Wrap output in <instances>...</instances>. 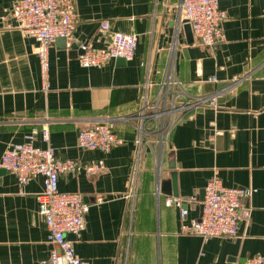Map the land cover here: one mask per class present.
<instances>
[{
    "label": "crops",
    "instance_id": "0c3cea01",
    "mask_svg": "<svg viewBox=\"0 0 264 264\" xmlns=\"http://www.w3.org/2000/svg\"><path fill=\"white\" fill-rule=\"evenodd\" d=\"M16 1L0 0V160L8 145L44 127L48 142L38 134L36 146L50 145L56 156L79 165L104 163L95 175L78 167L58 177L60 192H77L88 204L83 229L66 235L76 255L89 264H238L264 256V0H218L224 40L215 46L194 35L187 40L181 0H74L75 30L50 44L45 76L35 40L10 17ZM102 21L109 23L105 30ZM115 31L136 35L130 60L78 63L80 44L105 46ZM163 79L190 101L213 97L215 104H194L165 141L146 133L138 145L137 122L121 117L138 109L146 81L154 91ZM106 120L121 143L107 153L77 144L79 130ZM137 152L132 202L125 193ZM172 173L177 196L171 184L162 187ZM211 177L249 191V219L234 237L204 238L193 231L200 193ZM42 190L41 175L20 189L15 175L0 167V264L48 259L37 200ZM167 197L173 198L169 206Z\"/></svg>",
    "mask_w": 264,
    "mask_h": 264
},
{
    "label": "built area",
    "instance_id": "2783aa9c",
    "mask_svg": "<svg viewBox=\"0 0 264 264\" xmlns=\"http://www.w3.org/2000/svg\"><path fill=\"white\" fill-rule=\"evenodd\" d=\"M180 10L184 21L190 24L193 35L206 46H215L224 40L221 21L224 12L218 6V0H181ZM14 27L31 37L36 42L35 53L40 69L45 76L48 68L49 46L59 38L71 37L77 23L74 0H18L10 10ZM108 21H102L101 28L107 29ZM137 38L134 33L115 31L110 35L109 42L102 47L94 48L89 44H80L77 61L82 67L102 65L112 59L130 60L133 57ZM211 81H216L215 77ZM173 83V82H172ZM146 81L138 109L122 119L136 121V143L141 145L146 133H154L159 141H165L170 128L179 116L196 103L205 101L214 105L213 97H198L190 101L187 97L169 88V79L157 83ZM172 86V85H171ZM168 123L163 126V120ZM111 120L97 121L77 134V144L84 149L98 150L107 153L111 148L122 142V138L114 131ZM40 134L44 142H48L47 128L32 129L26 135V141L13 143L6 147L0 167L12 172L18 186L23 185L36 175L43 178V190L37 195L38 211L44 217L47 229V242L50 244L49 257L39 264H89L76 255L67 234L77 235L84 227L88 204L77 192H60L58 177L80 167L85 173L95 175L105 166L102 161H94L79 165L70 158L56 156L55 148L36 146L33 141ZM138 152L134 156V164L130 183L125 197L134 202L137 197L136 178L139 170ZM204 196L201 200L200 217L193 222V231L204 237L228 236L238 233L239 223L248 220L250 207L245 205L249 191L244 187L226 186L217 177L207 179L204 185ZM172 197L164 201L171 205ZM186 210H180V216ZM238 264H264V256L247 257Z\"/></svg>",
    "mask_w": 264,
    "mask_h": 264
},
{
    "label": "water",
    "instance_id": "95a60500",
    "mask_svg": "<svg viewBox=\"0 0 264 264\" xmlns=\"http://www.w3.org/2000/svg\"><path fill=\"white\" fill-rule=\"evenodd\" d=\"M170 26H171V29H170V34H172L173 32H174V23H171L170 24ZM182 28H183V31H184V34H185V36H186V38H187V40L189 41V42H191L192 41V36H193V34H192V30H191V27H190V24L189 23H187L186 21H183V23H182ZM63 39V38H62ZM120 59H122V58H120ZM2 170H3V168H2ZM171 184V189H170V193L171 194H173L174 196H177V190H176V183H175V176H174V174L172 173L171 174V178H170V180H169V182L168 181H164V182H162V187H164V185L165 184ZM203 196H204V190H202L201 191V193H200V199L202 200L203 199ZM201 214V213H200Z\"/></svg>",
    "mask_w": 264,
    "mask_h": 264
},
{
    "label": "rangeland",
    "instance_id": "374dc122",
    "mask_svg": "<svg viewBox=\"0 0 264 264\" xmlns=\"http://www.w3.org/2000/svg\"><path fill=\"white\" fill-rule=\"evenodd\" d=\"M168 123V119L167 118H165L164 120H163V126L165 127L166 126V124Z\"/></svg>",
    "mask_w": 264,
    "mask_h": 264
}]
</instances>
